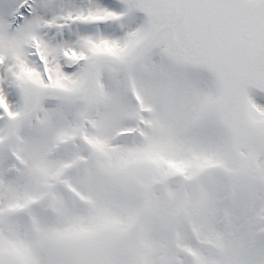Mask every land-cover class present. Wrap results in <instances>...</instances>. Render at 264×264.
I'll return each mask as SVG.
<instances>
[{
	"label": "snow or ice",
	"instance_id": "obj_1",
	"mask_svg": "<svg viewBox=\"0 0 264 264\" xmlns=\"http://www.w3.org/2000/svg\"><path fill=\"white\" fill-rule=\"evenodd\" d=\"M0 264H264V0H0Z\"/></svg>",
	"mask_w": 264,
	"mask_h": 264
}]
</instances>
